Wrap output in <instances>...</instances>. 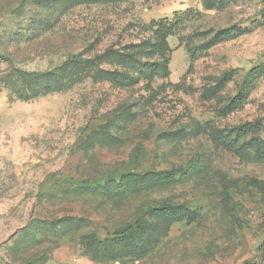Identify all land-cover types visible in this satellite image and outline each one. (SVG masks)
<instances>
[{"label":"rangeland","instance_id":"374dc122","mask_svg":"<svg viewBox=\"0 0 264 264\" xmlns=\"http://www.w3.org/2000/svg\"><path fill=\"white\" fill-rule=\"evenodd\" d=\"M257 138L264 0H0V264H242L264 237ZM149 172L170 180L110 194Z\"/></svg>","mask_w":264,"mask_h":264},{"label":"trees","instance_id":"16d2710c","mask_svg":"<svg viewBox=\"0 0 264 264\" xmlns=\"http://www.w3.org/2000/svg\"><path fill=\"white\" fill-rule=\"evenodd\" d=\"M161 24H167L166 22H161ZM38 26H41L39 24ZM34 27V25H31ZM41 28V27H39ZM24 74L15 71L11 76L20 77ZM47 75H38L39 78H44ZM53 76V75H48ZM37 91L35 89H23L22 93L19 95L20 98L26 100L35 97ZM246 99V95L243 89V86L237 91L236 95L229 101V103L225 107L226 112H230L236 110L237 108L243 106ZM262 124L260 121H255L251 123H246L238 127L237 134L240 136H245L247 134L262 130ZM256 140V139H255ZM255 155L258 159L264 160V140L257 138L255 144ZM170 178L163 172H149L144 175H136V174H127L119 179V181L114 180L112 186L110 187V194L114 196H118L124 190H131L132 192H137L138 190L148 189L150 185H158L159 183H167ZM156 218L160 217L162 219L167 220L170 224H174L177 222L183 221L187 216V211L175 207V206H167L162 207L160 209L154 208L149 209ZM59 222H62L61 220ZM143 221L137 220L135 223L129 225L126 230L121 232L114 233L115 237L112 239H104L102 241L97 239H91L89 245V251L93 253V258H98V256H102L104 258H108L110 254L113 252L114 247L117 246L119 241L125 240V237H116V236H125L127 231H133L135 229H139ZM71 224V223H70ZM122 238V239H118ZM45 261L40 262L39 264H44ZM242 264H264V237L256 248L255 255L253 258L244 261Z\"/></svg>","mask_w":264,"mask_h":264}]
</instances>
